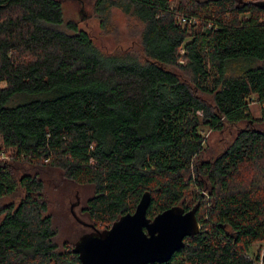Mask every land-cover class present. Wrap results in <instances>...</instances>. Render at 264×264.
<instances>
[{
	"label": "trees",
	"instance_id": "1",
	"mask_svg": "<svg viewBox=\"0 0 264 264\" xmlns=\"http://www.w3.org/2000/svg\"><path fill=\"white\" fill-rule=\"evenodd\" d=\"M93 7L104 26L114 7L136 18L137 40L107 52L61 0H0V264L81 263L48 179L93 187L99 230L146 191L151 218L196 206L201 230L149 264H264V0Z\"/></svg>",
	"mask_w": 264,
	"mask_h": 264
},
{
	"label": "water",
	"instance_id": "2",
	"mask_svg": "<svg viewBox=\"0 0 264 264\" xmlns=\"http://www.w3.org/2000/svg\"><path fill=\"white\" fill-rule=\"evenodd\" d=\"M150 201L151 194L146 191L134 212L120 216L107 229L93 228L81 235L73 247L79 254L80 264L167 261L184 247L186 237L201 230L196 206L185 210L181 205H174L151 218L147 215Z\"/></svg>",
	"mask_w": 264,
	"mask_h": 264
},
{
	"label": "rangeland",
	"instance_id": "3",
	"mask_svg": "<svg viewBox=\"0 0 264 264\" xmlns=\"http://www.w3.org/2000/svg\"><path fill=\"white\" fill-rule=\"evenodd\" d=\"M61 2L65 20L75 21L79 28L88 31L95 39V43L107 52L128 47L139 36L141 23L119 8H112L109 21L105 20L107 25L104 26L101 16L94 11V0H61ZM176 3L177 0H173V6ZM193 20L199 23L197 17ZM180 21L183 22L182 17ZM260 110L261 103H251L253 115L258 116ZM206 135L208 136L207 146L211 151L217 153L219 144L225 142L226 138H230L231 132L228 131L224 134L208 132ZM46 184V194L50 204L49 211L53 214L54 224L58 229V243L62 245L65 240L74 243L84 233L92 231L93 228L89 225L91 220L84 212L83 207L92 194L93 187L71 185L54 179H48Z\"/></svg>",
	"mask_w": 264,
	"mask_h": 264
},
{
	"label": "built area",
	"instance_id": "4",
	"mask_svg": "<svg viewBox=\"0 0 264 264\" xmlns=\"http://www.w3.org/2000/svg\"><path fill=\"white\" fill-rule=\"evenodd\" d=\"M183 22H186L185 19L182 17Z\"/></svg>",
	"mask_w": 264,
	"mask_h": 264
}]
</instances>
